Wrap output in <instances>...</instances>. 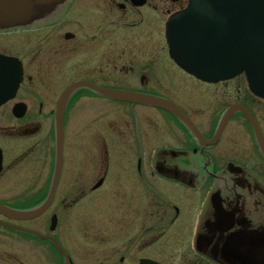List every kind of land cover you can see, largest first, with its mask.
<instances>
[{"label": "flooded vegetation", "instance_id": "flooded-vegetation-1", "mask_svg": "<svg viewBox=\"0 0 264 264\" xmlns=\"http://www.w3.org/2000/svg\"><path fill=\"white\" fill-rule=\"evenodd\" d=\"M30 1L12 30L10 14L0 11V56L17 58L22 68L15 98L0 105L1 206L28 210L45 201L55 176L56 107L76 87L64 108L52 202L29 221L0 212V264H43L45 256L49 264H264V154L255 129L235 112L210 143L234 104L251 112L264 140V100L245 82L235 100L225 86L227 100L217 104L216 86L237 78L204 83L170 60L166 22L187 0ZM10 38L18 43L12 51ZM94 87L165 98L201 137L172 114L139 104L114 108L104 123L105 98ZM88 103L96 119L69 136L73 113ZM76 136L86 137L80 143ZM9 179L19 191L11 198ZM100 191L93 218L83 204ZM23 199L30 207L12 206ZM4 224L49 236L42 240L49 251L5 246L23 241L10 238ZM60 224L71 231L62 234Z\"/></svg>", "mask_w": 264, "mask_h": 264}, {"label": "water", "instance_id": "water-1", "mask_svg": "<svg viewBox=\"0 0 264 264\" xmlns=\"http://www.w3.org/2000/svg\"><path fill=\"white\" fill-rule=\"evenodd\" d=\"M35 1L45 4L51 0ZM31 6L30 0H0V11L8 14L27 11ZM166 39L170 58L185 72L207 83H218L243 74L250 92L264 100V0H188L186 8L168 20ZM21 81L20 63L14 58L0 56V105L15 97ZM75 87L70 86L61 94L56 107L55 176L45 202L30 211H16L0 205V212L6 217L12 220H30L41 215L51 204L62 166L64 108ZM94 89L112 100L164 110L183 121L198 138L201 137L182 110L163 98L120 89ZM236 111L242 112L253 125L264 154V140L255 118L246 107L239 104L227 109L210 143L217 141L227 121ZM4 226L50 239L37 232L8 224Z\"/></svg>", "mask_w": 264, "mask_h": 264}, {"label": "rangeland", "instance_id": "rangeland-1", "mask_svg": "<svg viewBox=\"0 0 264 264\" xmlns=\"http://www.w3.org/2000/svg\"><path fill=\"white\" fill-rule=\"evenodd\" d=\"M9 37H10V35H9ZM14 38H16V34H14ZM14 38H10L9 42H8L10 51L14 50L17 47V44H18L16 42H12V40ZM225 86H228V88L232 90L231 94H232L233 100H235L239 96L238 89L243 90L245 88V81H244V79L242 77H239L236 80H233L232 82H229L227 84L217 85L216 86V88H217V104H218L219 100L223 99L222 103H224L227 100L225 98V96L223 95L224 94L223 92L226 89ZM200 88H205V87L204 86H200ZM124 104L125 103L114 102V101L105 99L104 110H105L106 120H105V122L104 121L103 122L106 123L108 120H111V118H112L111 116L113 114V109L114 108H119V107L120 108H124L125 107ZM86 106H88V107L84 108V109L81 108L80 110H78L75 113H73L71 120H73L74 122L71 124V126H74L73 127L74 129L72 130V128L69 127V132H68L69 136L72 135L70 132L77 133V135H79L80 132L86 130L85 124H84V120L88 121V123H91L92 121H94L96 119L95 117H97L98 114L96 113V114L93 115V113H95L94 110H93L94 107H92V105L89 106V103L86 104ZM89 107H91V108H89ZM140 108L142 109V108H144V106L140 107ZM146 108L149 111L151 110V109H148V107H146ZM150 112H153V110L150 111ZM94 130L95 131L97 130L95 126H94ZM95 135H93V137H92V135H89L91 140H93ZM85 137L86 136H84V137L76 136L77 141L80 142V143L83 142L82 139H84ZM94 140L96 141L97 139H94ZM2 144H3L6 152H8L12 156L14 151L12 149H10V147H9V146H11V143H7V142L4 141ZM93 149L95 150V148H93ZM9 180H10V182H9V195L7 197L11 198L12 196H15L16 194H19L18 193L19 191L14 189V188H11V187H16L17 183L15 181L11 182V179H9ZM99 195L102 196L101 191L97 192V193H94V194H90L89 200L83 204L84 207H86V205H88L90 216L93 217V218H96L98 216V208H97L96 204L95 205L92 204V200L94 198L98 197ZM22 201H25V199H23ZM22 201L21 202L17 201V202H15V204H12V206L15 207V208L22 207L24 209L30 207V204L27 201H25V202H22ZM12 203H14V202H12ZM83 206H79V207L74 208L73 212H80V210H81V208ZM28 225L29 224H27L26 226H28ZM29 226L33 227L34 224L33 225L30 224ZM47 226L45 227V230H47ZM73 226L79 227V225H77V224L74 225V223H73ZM58 230H60V232H62V234H64L66 231H71L70 229H68V226L66 224H60L58 226ZM77 230H78V228L76 230H74V233ZM11 237L12 238L13 237L14 238H20L23 242L20 243L19 241H17L18 244H17V242H15L14 244H10L9 241H4V245L5 246L9 245V247L16 248V249L45 248L47 251H49V249H48L50 247L49 244L44 242V241H42V240L36 239L34 236L21 234V233H14V234L11 235ZM11 242H14V241H11ZM44 253L48 254L47 252H44ZM92 257H95V256H92ZM44 259H45V262H43V264H49V257L45 256Z\"/></svg>", "mask_w": 264, "mask_h": 264}]
</instances>
